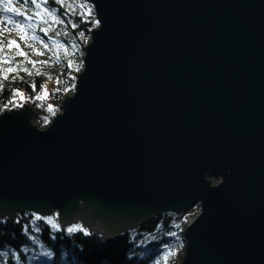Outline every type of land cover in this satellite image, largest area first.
Returning a JSON list of instances; mask_svg holds the SVG:
<instances>
[{
  "label": "water",
  "instance_id": "water-1",
  "mask_svg": "<svg viewBox=\"0 0 264 264\" xmlns=\"http://www.w3.org/2000/svg\"><path fill=\"white\" fill-rule=\"evenodd\" d=\"M90 1L61 113L0 115V218L57 212L112 242L199 204L180 264H264V0Z\"/></svg>",
  "mask_w": 264,
  "mask_h": 264
},
{
  "label": "trees",
  "instance_id": "trees-1",
  "mask_svg": "<svg viewBox=\"0 0 264 264\" xmlns=\"http://www.w3.org/2000/svg\"><path fill=\"white\" fill-rule=\"evenodd\" d=\"M2 1L23 13L4 12L20 32L34 35L52 48L58 69L51 71L42 58L30 55L18 35L1 38L0 115L28 105L37 113L34 124L45 129L61 113L64 99L75 93L91 32L100 26L94 5L90 0ZM13 40L15 44L9 46ZM209 178L212 184L220 181ZM184 212H163L108 242L102 234L89 232L81 224L62 228L57 212L43 217L21 210L13 219L0 218V253L7 254L0 255V264H174L165 257L167 249L179 240L176 223ZM186 229L182 232L185 242Z\"/></svg>",
  "mask_w": 264,
  "mask_h": 264
},
{
  "label": "rangeland",
  "instance_id": "rangeland-1",
  "mask_svg": "<svg viewBox=\"0 0 264 264\" xmlns=\"http://www.w3.org/2000/svg\"><path fill=\"white\" fill-rule=\"evenodd\" d=\"M3 4L4 2H0V39L11 37L13 35H18L21 39H23L24 47L28 51V53L31 55H37L38 57L42 58L45 61V67L50 69L51 71H56L58 68L56 66V63L53 60V50L50 48L47 44L42 43L37 37L34 35H29L27 33H22L19 31L18 26L16 23L4 13L3 10ZM9 19L12 21V23H9ZM47 45V47H45ZM201 212L200 206L193 207L192 209H189L185 211L182 216L177 220L176 224L178 225L177 231L179 233L176 235L179 240L175 241L168 249L167 253H172L171 255L167 256L168 262L173 261L174 264H180L179 262L180 257L185 254L186 250V242L183 240L182 232L185 231L188 225L194 220V218ZM81 224V222L72 224L71 226ZM82 225V224H81ZM69 226V227H71ZM161 264V263H160ZM164 264H169L165 261Z\"/></svg>",
  "mask_w": 264,
  "mask_h": 264
},
{
  "label": "snow or ice",
  "instance_id": "snow-or-ice-1",
  "mask_svg": "<svg viewBox=\"0 0 264 264\" xmlns=\"http://www.w3.org/2000/svg\"><path fill=\"white\" fill-rule=\"evenodd\" d=\"M0 2H2V0H0ZM28 2V0H25V3H27ZM32 2L33 3H35V0H32ZM81 7H83V5H81ZM3 10L4 11H15L16 13H17V15H23V13H21L17 8H15V7H11L10 6V2L9 3H4L3 4ZM9 23H12V21L9 19V21H8ZM62 22V21H61ZM96 23L98 24L99 23V21H96ZM73 27H76V25H73ZM46 31V30H45ZM11 44H15V41L13 40V41H11L10 42V45L9 46H11ZM45 47H47V45H45ZM20 55H25V53H23V52H20L19 53ZM7 71H14L13 69H8ZM33 88H35V85H33ZM44 95L46 96L47 95V92H46V90H45V92H44ZM20 96H21V98H23V95L22 94H20ZM43 97L42 96H38L37 97V99H42ZM49 110H51V106H49ZM50 220H51V218H49ZM68 231H73V229H68ZM172 253H168V255H171ZM0 255H4V256H6L7 254L6 253H0ZM165 259H167V256L165 257Z\"/></svg>",
  "mask_w": 264,
  "mask_h": 264
}]
</instances>
